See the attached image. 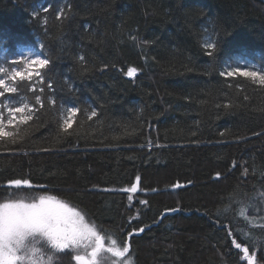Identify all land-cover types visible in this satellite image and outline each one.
Wrapping results in <instances>:
<instances>
[{
    "label": "trees",
    "instance_id": "trees-1",
    "mask_svg": "<svg viewBox=\"0 0 264 264\" xmlns=\"http://www.w3.org/2000/svg\"><path fill=\"white\" fill-rule=\"evenodd\" d=\"M23 46L50 59L55 92L45 77V108L5 127L0 199L67 201L105 242L127 240L131 264H248L245 246L264 264V85L219 75L264 67V0H0V52ZM69 106L80 112L65 132ZM137 176L140 191H123ZM14 179L32 187L9 190Z\"/></svg>",
    "mask_w": 264,
    "mask_h": 264
},
{
    "label": "snow or ice",
    "instance_id": "snow-or-ice-1",
    "mask_svg": "<svg viewBox=\"0 0 264 264\" xmlns=\"http://www.w3.org/2000/svg\"><path fill=\"white\" fill-rule=\"evenodd\" d=\"M52 8L51 4L40 9L47 13ZM71 10V5H68ZM39 12L34 11L32 16H38ZM66 18L65 9L57 12V19ZM46 23V21H45ZM133 40L135 37L132 38ZM219 41L205 42L204 48L209 50L206 52L208 56H212L218 47ZM44 45H39L43 49ZM80 61L84 57H79ZM5 61H0V139L4 137H12V132H6V125H13L18 116L22 115L21 123L27 124L39 112L45 108V100L41 94L44 93L45 77H48L46 87L49 92H55L52 87L51 76L49 73L52 69L48 66L51 63L46 58L43 51H36L29 47L21 49L18 59L7 61L11 67H5ZM47 69V71H41ZM138 72L136 67H130L125 72L127 77H135ZM222 77H250L258 79L259 83L264 85V72L251 71L247 67L229 65L224 71L219 73ZM26 81L27 92L34 95V103H29L27 95L20 94V88L16 86V81ZM37 84L41 86L37 88ZM71 90V85H69ZM39 93V94H37ZM56 100L53 96L47 97L48 106L55 105ZM38 106V107H37ZM80 112L79 107L69 106L63 113L62 127L65 132L72 128L73 118ZM97 116L95 109L87 114V118L91 119ZM39 119V117H37ZM13 143L16 139L13 138ZM219 176V174H217ZM140 177H136V183L132 187L123 191L136 193L138 191ZM22 186L32 187L31 181L28 179H14L7 182V188H21ZM180 188L179 183L174 185ZM132 199L131 196L128 197ZM147 204V201H141ZM179 209H166V212H176ZM131 222V221H130ZM216 224L223 228L220 220H216ZM144 227L133 229L134 233H143ZM231 235V231L228 233ZM132 233H129V238ZM236 249H241L242 245L232 240ZM39 245V248H37ZM81 247L91 248L90 258L84 255L65 252L71 249L73 252H79ZM130 244L125 240L123 246L118 245L116 239H111L110 246L105 248V238L101 236L94 226L88 225L84 221V217L74 209H70L67 205L56 202L55 198L41 197L38 201L32 203H24L22 200L0 204V264H39L40 249H47L53 256L65 254L74 259L78 264H97V257L102 251L111 254V256L120 258L119 264H130L123 258L128 256L130 252ZM244 258L248 264H256V257L253 253L249 255L248 247L242 248ZM264 255V253H262ZM52 257H49V264Z\"/></svg>",
    "mask_w": 264,
    "mask_h": 264
},
{
    "label": "rangeland",
    "instance_id": "rangeland-1",
    "mask_svg": "<svg viewBox=\"0 0 264 264\" xmlns=\"http://www.w3.org/2000/svg\"><path fill=\"white\" fill-rule=\"evenodd\" d=\"M22 48L23 49H27L29 47L23 46V47L20 48V50ZM18 55H19V53L16 56L5 57L4 53L0 52V61H5L3 66L11 67V65H9V63H7V61H11L13 59H18ZM241 60H243V58L239 59V61H241ZM235 66L247 67L248 70H251V71L264 72V67H260L257 64H254V63H252L250 61H247V62L246 61H242L240 63H237ZM5 127H7V125ZM139 191H140V187H138V191L136 193H138ZM39 195H37V197H35L33 199L29 198V197H27V199H26V198H23L22 195L21 196H17L16 195V196L0 199V204L8 203V202H15V201H19V200H22L24 203H32V202L38 201L39 198L44 197V196H39ZM45 198H50V197H45ZM55 201L59 202V203H62V204H65V205H67L68 208L74 209L75 211L79 212L84 217V221L88 225L94 226L96 228L97 232L102 236V233H100L98 231L97 225L90 219V217L85 212H83V210H81L80 208H78V207H76V206L72 205L71 203H69L67 201H64V200H59V199L55 198ZM108 246H110V244H109V242L106 241L105 242V248H107ZM37 248H39V245H37ZM65 252L66 253L67 252H72V256H74L75 254H81V255H84L86 258H90L91 248L90 247L89 248L81 247V249L79 250L78 253L77 252H73L71 249L65 250ZM38 255L40 256L39 264H49V257H52L50 264H78V262H76L70 256L65 255L63 253L58 254L56 256H53L52 253L49 252L46 248L45 249H40L39 252H38ZM249 255H252V254L249 253ZM128 256H126L123 259L125 261H129L130 262V260L128 259ZM119 260H120V258L113 257V256H111V254L102 251L100 254H98L97 264H119ZM256 262H257V259H256ZM130 264H131V262H130Z\"/></svg>",
    "mask_w": 264,
    "mask_h": 264
},
{
    "label": "water",
    "instance_id": "water-1",
    "mask_svg": "<svg viewBox=\"0 0 264 264\" xmlns=\"http://www.w3.org/2000/svg\"><path fill=\"white\" fill-rule=\"evenodd\" d=\"M179 211V210H178ZM178 211H176V212H166V213H177Z\"/></svg>",
    "mask_w": 264,
    "mask_h": 264
},
{
    "label": "bare ground",
    "instance_id": "bare-ground-1",
    "mask_svg": "<svg viewBox=\"0 0 264 264\" xmlns=\"http://www.w3.org/2000/svg\"><path fill=\"white\" fill-rule=\"evenodd\" d=\"M24 187V186H23Z\"/></svg>",
    "mask_w": 264,
    "mask_h": 264
}]
</instances>
